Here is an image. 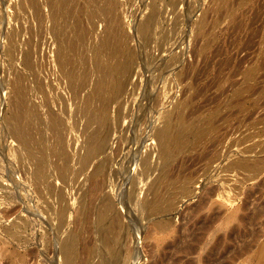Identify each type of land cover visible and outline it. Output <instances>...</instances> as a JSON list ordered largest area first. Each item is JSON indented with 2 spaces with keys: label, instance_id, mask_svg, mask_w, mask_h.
<instances>
[{
  "label": "rangeland",
  "instance_id": "374dc122",
  "mask_svg": "<svg viewBox=\"0 0 264 264\" xmlns=\"http://www.w3.org/2000/svg\"><path fill=\"white\" fill-rule=\"evenodd\" d=\"M92 1L69 0L66 5L69 12L72 5L82 9L84 40L78 50L84 62L79 72L87 71L90 82L79 89L69 84L56 63L47 1L0 0V264H63L57 252L67 233L75 229V219L87 206L93 214L76 226L81 237L91 234L97 239L93 215L99 202L107 198L112 211L122 215L120 224L129 239L131 258L128 255L130 260L126 257L123 264H258L264 251V171L233 191L240 177L226 173L222 167L247 148L254 149V157H264L258 154L264 142L259 124L264 114V92L244 101L240 111L233 105L225 108L227 103H223L217 129L218 136H223L217 151L229 149L235 156L207 166L197 157L198 147L190 154H179L174 158L173 175L177 180L182 176L189 179L187 190L182 192L181 180L164 191V200L169 201L162 203V210L173 201L171 210L151 221L142 202L151 198L147 189L162 168L153 135L163 127L165 117L186 99L191 100L195 113L191 117L196 119L214 107L218 96L221 101L232 94L229 85L240 81L239 69L264 48V0H249L236 10L243 25L237 29L232 21L234 0H115L113 14L123 43L133 54V65L121 90L105 99L103 129L109 132V148L93 163L105 160L107 170L104 177L96 179L99 190L93 194L92 164H83L80 159L85 154L86 138L96 125H87L83 106L92 81L100 75L99 67L114 60L100 50L105 25L103 6ZM152 6L155 16L151 29L140 35L137 26L149 16ZM67 9L60 19H68ZM37 15L44 16L45 22L41 23L44 20L40 22ZM18 80L25 87L26 104L36 110L34 132L44 128L37 133L45 142L41 181L33 178L32 163L25 151L12 144L1 120L8 115L11 89ZM99 106L94 102L95 110ZM252 107L256 111L248 120ZM50 114L63 122L62 142L54 140L47 126ZM207 145L208 151L212 150ZM57 150L61 158L53 153ZM144 159H148L146 172L140 164ZM91 200L93 205L96 202L95 207ZM237 207L258 214L248 233L241 236L234 234L235 227L228 220ZM153 220L167 223V230L149 234ZM15 254L24 256V261Z\"/></svg>",
  "mask_w": 264,
  "mask_h": 264
},
{
  "label": "bare ground",
  "instance_id": "6f19581e",
  "mask_svg": "<svg viewBox=\"0 0 264 264\" xmlns=\"http://www.w3.org/2000/svg\"><path fill=\"white\" fill-rule=\"evenodd\" d=\"M46 1L50 10L49 14L51 13V18L49 16L48 17L49 20L51 19V22H53L52 31L56 46L55 49L57 61L55 62L59 66V70L61 69V71H63V74L66 76L69 84L77 85L79 89H83L87 86V84H89L90 75L87 71L79 72L80 66L84 62V58L78 50L84 40L83 28L80 22L82 9L79 8L78 5H72L73 8H69L71 9L69 12L66 6L69 0ZM97 1L101 2L103 6L102 18L105 23L103 36L99 44L100 50L105 51L108 58L110 60H114V62L113 64L107 63L106 65L99 67L100 75L97 79L92 81L93 83L91 91L84 100L85 102L83 106V113L84 115L88 116L87 125H96V128L92 132L90 131L91 133L88 134V138H86L87 136L85 137L87 139V141L85 140V154L83 157H81L82 159H80L83 164H92V183L90 190L92 194L99 190V185L96 179L100 178L101 176L104 177L107 170L105 160L93 163V160H95L96 157H98L102 153L104 154L107 148H109V132L107 129H103L104 113L106 112L105 99L108 95L115 96L121 90L123 79L131 71L133 65V54L123 43L122 32L119 27L118 20L113 14L115 0ZM248 1L249 0L233 1V28L237 29L243 27L241 21H239L238 16L235 15V12L239 8L249 3ZM65 8L68 10V14L66 13V16L68 15V19L66 18V20L64 18V21L63 18L60 19V15L66 10ZM100 8L101 6L98 9ZM37 9L39 10V8ZM154 9L155 6H152L149 16L143 22L138 24L137 32L140 33V35L144 36L150 31L155 16ZM37 17L41 22V18L44 16L40 18V15H37ZM68 20H72V23H70ZM42 21L43 22L41 23H44L45 18H42ZM60 24L62 25V27ZM246 25L247 24H245L244 26ZM249 29L250 27L247 30ZM70 35L72 37H70ZM207 46H204V48L202 49L203 52L206 51ZM28 60H30V58H28ZM28 60L26 61V65H28ZM113 72H115L116 74L115 79L113 78ZM206 72L207 70L205 69L204 74H207ZM237 75L241 77L240 81L236 83H230L229 88L231 87V90L233 91H231L232 94H230V96L227 97L226 100L224 99L220 101V96H218L214 100V107L208 111L201 112V114L198 115L195 119L196 116H194V118L191 117L193 114H195L192 112V103H190L191 100L188 99L189 102H186V99L184 102H181L179 105H177V107L174 109V112H171L172 114L165 117L163 127L157 130L155 132V135H153V139L157 144L158 159L162 164V168L152 179L153 181L150 182L151 184L147 189L150 192L151 198L144 199V201L142 202V206L146 209L144 210L147 212L145 213L148 215L150 221V218L158 217L160 214L168 211V208L170 209V207L172 206L170 204H173V201L172 203L170 202L169 205H167V209L164 207L165 209L162 210V203H165L164 205H166V203L168 204L169 201L167 200V202H165L167 198L165 199V197H163L165 195V193H163L164 191H167L170 187L175 185V183H178L181 180H183V182H181L182 192L184 193L187 190V188L185 187L187 186L189 179L182 176L180 178L178 177L179 179L177 180V178H175V176L173 175V171L175 168V164L173 165V162L174 158L177 155L190 154V152L194 150L195 147H198L199 150L197 157L207 166L214 164L216 161L219 162V160H221L222 162L229 160L232 156H235L233 155L234 153L232 151V153L229 152V149L225 150L224 152H222L223 150L219 152L217 151V145H219L220 140L223 136H218L217 134L219 120L218 118L222 114L221 110L223 108V103H227V105L224 106L225 108H231V106L233 105L232 108L236 109V111H240L241 107L244 105V101H247L254 94L260 95V93L264 92V48L262 50L259 49L254 60H250L245 67L240 68ZM20 81L21 80L16 81L15 85L11 89L13 95H11V100L8 101V115L6 117L3 116V119L1 120L6 125L7 132L9 130L8 136L10 134V138L12 141L8 139V142L11 141L13 145L25 151L24 153H26V156L29 159L28 161L33 165V169H31L33 178L36 181H41V179L43 178V167L46 161L45 154H43V151L45 150H43L45 142H43V139L41 137L42 135H39L37 133L41 134L44 128L40 129L41 132H34V122L37 121L36 110H34L30 105L28 106V103L26 104V97L24 94L25 87ZM94 102H98V104L100 105L99 108H96V110L93 108ZM251 109L252 112H250L248 120L252 119L256 111L255 107H252ZM47 119V126L51 130L52 135L55 136V139L53 138V136L52 138L55 141L62 142L60 135L62 133L60 132L62 130L61 128H63V122L60 118L55 117L53 114H50ZM39 121L41 122V119ZM259 124L262 125L260 132L263 133L264 114L259 117ZM207 143L210 145L212 150L208 151ZM12 144L10 145V147L12 146ZM59 148L60 147H58L57 149ZM59 151L60 150H57V152L55 151L56 153H53L56 155L58 153V157L61 158L62 155H60ZM239 154L240 157L238 156V158L234 160H229L230 162L227 161V164L222 167L223 171H225L226 173L233 172L235 176L240 177L235 181L234 187L232 188L233 191H236V189L240 190V187L243 184L256 179V177H258L264 171V157H254V155L256 156V153L254 152L253 148L243 149L239 152ZM258 154H264V142ZM140 164L143 166L145 172L147 168L149 169V167L147 166L148 159H144ZM89 196L91 197V194H89ZM93 196L92 198L94 199ZM162 197L163 200L165 199L164 201L162 200ZM93 201L94 200H91L89 202L93 203ZM95 203L96 202H94V205ZM99 204L100 207L96 212L94 211L95 213L93 215L95 217V225L93 226L97 227V231L95 232V234L98 232L97 235L99 236L97 237V239H95L91 234H88L86 237H81L79 234L80 229L77 228L76 223L85 221L90 216V214H93L88 211V208L86 209V206L83 212H79L80 214L78 215V218L75 219V229L67 233L66 237L61 243V249L60 246L58 247L60 249V252L58 251L57 253L60 254L61 258L63 259V264H123L126 263L125 260L128 255L131 258V248L127 246L129 245L127 244V240L129 239H126V233L124 232L123 227L120 224V218L122 217V215L120 217V213L116 214L114 211H112L110 200L108 198L104 199V201L102 200L101 203L99 202ZM94 205L93 207H95ZM95 209L96 208H94V210ZM91 211L93 210L91 209ZM257 215V213L248 214L245 208H243L242 210L238 207L233 209V212L228 220L229 223L233 224L235 227L234 234L236 236H241L242 232H247L249 229L248 227L253 225V222L257 218ZM151 226V228H153L149 233L151 235L165 232L168 228L167 223L161 221L154 222V220ZM15 231L16 230H14V232ZM10 233L11 232H9L8 234L10 235ZM5 234L7 233L5 232ZM11 236H14V234L10 235V237ZM96 242L97 244H99L98 246L97 244H95ZM134 250L135 248L133 249V251ZM134 252L137 253L136 251ZM137 255H134V258H136ZM12 256L14 257V255ZM15 256L20 258L22 261H24L25 259L24 256H18L16 254ZM130 258L128 259L130 260ZM258 264H264V251H262L259 255Z\"/></svg>",
  "mask_w": 264,
  "mask_h": 264
}]
</instances>
